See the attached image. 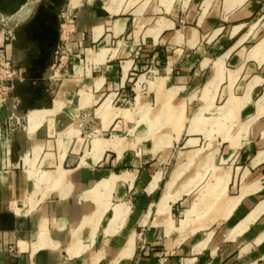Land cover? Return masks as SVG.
I'll return each instance as SVG.
<instances>
[{"label": "crops", "instance_id": "0c3cea01", "mask_svg": "<svg viewBox=\"0 0 264 264\" xmlns=\"http://www.w3.org/2000/svg\"><path fill=\"white\" fill-rule=\"evenodd\" d=\"M0 14L25 124L7 130L9 99L0 264H264V0H0ZM132 103L157 107L151 134L161 119L231 137L218 175L162 182L163 146L123 136Z\"/></svg>", "mask_w": 264, "mask_h": 264}, {"label": "rangeland", "instance_id": "374dc122", "mask_svg": "<svg viewBox=\"0 0 264 264\" xmlns=\"http://www.w3.org/2000/svg\"><path fill=\"white\" fill-rule=\"evenodd\" d=\"M152 75V72H147L143 80L149 82L152 79ZM141 88L144 92L147 91V86L145 83L140 85V89ZM123 108L128 109V112L131 113V118H128L130 123H128L127 126L123 128V136H127L128 139H134V137H138V139L140 138V140H142L141 142H143L147 148H150L152 144H156L161 147L163 146L162 150L165 151L159 153V155L162 157L161 165L163 166L161 174L162 182L167 181L170 177H172L173 172L178 168L182 170L181 174L179 175V182H183L184 179L199 174L204 177H213L218 175L214 169V166L215 161L220 160L222 152L216 154L215 150L219 146V143H222L221 146H219V150L228 146V143L230 144L231 137L221 138L209 134H203V136H188L182 129L184 128V124L186 122H179L183 126L180 129L177 126V121L161 119L153 123V129H157V131H153L154 134H151V122L150 120H147L146 117H150L152 113H157V107L152 109L150 106L148 108L143 106V108H140V105L135 106V104L132 103L127 104ZM140 112L143 113V119L138 121L137 131H135V114H140ZM195 123L197 126L200 124L198 122ZM207 126L208 125L204 123L202 124L203 128H206ZM194 132L197 133L198 131L195 130ZM221 139L222 141H227V143L221 142ZM216 155L217 160L215 159ZM144 161L150 162V156L146 155L144 157ZM216 164L219 166V163ZM228 165V163L225 164L223 162V168L221 170L222 173H225L227 170L226 167ZM152 171L150 170L149 173L151 174ZM159 186L160 188L162 187L161 190L163 191V184H160ZM178 188H181L180 184L175 187V189ZM179 204L180 203L176 204L175 206L176 218H179L182 215L181 211L183 209V203L182 206ZM146 242V238L143 237L140 240V246H144V244L146 245ZM156 242H160V240L157 239Z\"/></svg>", "mask_w": 264, "mask_h": 264}, {"label": "built area", "instance_id": "2783aa9c", "mask_svg": "<svg viewBox=\"0 0 264 264\" xmlns=\"http://www.w3.org/2000/svg\"><path fill=\"white\" fill-rule=\"evenodd\" d=\"M0 27L2 29V38L0 39V111L4 108L9 99H13L11 113L8 117L6 128L13 130L14 128L24 129V118L20 116L16 110L19 100L12 95L14 83L22 77V69L14 65L12 60L6 54L5 44L13 40V27L10 26V18L0 14ZM67 47L65 43L57 46L55 50V61L52 66L51 79L60 78L59 71L64 66L67 58Z\"/></svg>", "mask_w": 264, "mask_h": 264}]
</instances>
